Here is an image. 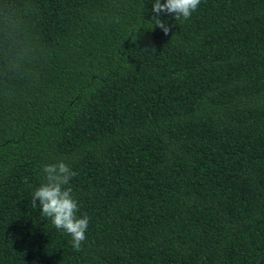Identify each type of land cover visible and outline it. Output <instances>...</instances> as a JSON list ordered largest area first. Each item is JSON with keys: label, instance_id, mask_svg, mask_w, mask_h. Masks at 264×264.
I'll list each match as a JSON object with an SVG mask.
<instances>
[{"label": "trees", "instance_id": "1", "mask_svg": "<svg viewBox=\"0 0 264 264\" xmlns=\"http://www.w3.org/2000/svg\"><path fill=\"white\" fill-rule=\"evenodd\" d=\"M153 2L0 0V264H264V0ZM59 160L79 251L30 204Z\"/></svg>", "mask_w": 264, "mask_h": 264}, {"label": "clouds", "instance_id": "2", "mask_svg": "<svg viewBox=\"0 0 264 264\" xmlns=\"http://www.w3.org/2000/svg\"><path fill=\"white\" fill-rule=\"evenodd\" d=\"M201 0H154L152 5L153 25L167 35L170 26L159 19V15H172L174 20H188L197 10ZM43 183L32 193L30 204L39 208L40 215L47 218L51 225L70 237L71 247L79 251L86 240L89 227L87 214L78 215L79 207L73 198L70 181L77 173L63 160L46 163L41 167ZM38 202V203H37Z\"/></svg>", "mask_w": 264, "mask_h": 264}]
</instances>
